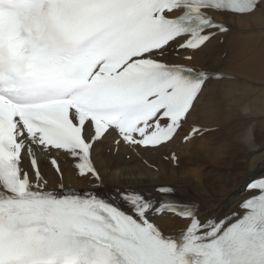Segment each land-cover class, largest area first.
<instances>
[{
  "label": "snow or ice",
  "instance_id": "obj_1",
  "mask_svg": "<svg viewBox=\"0 0 264 264\" xmlns=\"http://www.w3.org/2000/svg\"><path fill=\"white\" fill-rule=\"evenodd\" d=\"M262 4L0 0V264H264V177L246 185L255 194L237 211L201 219L196 202L167 186L159 200L134 189L48 191L37 160L63 151L99 182L91 153L112 131L130 147L171 142L209 81L232 77L171 62L169 51L201 50L228 31L217 16ZM164 215L185 222L179 234L165 232Z\"/></svg>",
  "mask_w": 264,
  "mask_h": 264
},
{
  "label": "bare ground",
  "instance_id": "obj_2",
  "mask_svg": "<svg viewBox=\"0 0 264 264\" xmlns=\"http://www.w3.org/2000/svg\"><path fill=\"white\" fill-rule=\"evenodd\" d=\"M218 18L231 30L201 50L180 52L173 60L234 77L208 83L189 116V123L209 131L185 146L180 134L155 149L117 144L120 137L116 139L112 131L94 150L102 172L100 184L79 177L75 168L78 161L64 154L62 177L48 161L41 164L54 177L55 185L97 184L112 196L119 190L154 193L161 185H172L179 199L199 205L203 218L223 217L238 210L245 196L244 183L264 176V4L252 15ZM185 55H192L193 60L186 61ZM172 151L177 160L172 159ZM168 222V229L174 233L185 223L171 218Z\"/></svg>",
  "mask_w": 264,
  "mask_h": 264
}]
</instances>
